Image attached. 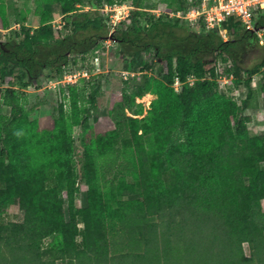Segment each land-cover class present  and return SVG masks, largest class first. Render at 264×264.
Here are the masks:
<instances>
[{
	"label": "rangeland",
	"instance_id": "obj_1",
	"mask_svg": "<svg viewBox=\"0 0 264 264\" xmlns=\"http://www.w3.org/2000/svg\"><path fill=\"white\" fill-rule=\"evenodd\" d=\"M121 1L136 9L143 26L154 10L165 13L168 4L179 2L140 0V7H134L132 0ZM104 5L96 9L89 0H0V39L15 30L30 31L31 42L43 24L53 27V35H43V40L58 35L98 39L89 53H71L76 69L91 72L74 85L73 97L61 83H51L48 77L56 70L50 65L35 78L20 67L9 77L13 100L25 115L15 126L9 155L0 156V229L23 224L25 233L8 230L10 244L2 246L1 262L23 264L18 246L24 243L43 259L26 264H155L160 248L174 258L178 238L199 226L207 238L220 241L223 230L227 236L238 233L248 256L252 245L247 239L255 238L264 262V81L255 75L249 95L244 70L260 59L262 49L247 54L243 67L233 69L234 79L224 86L218 79L229 72L232 60L218 57L214 74H209L218 84L207 88L196 81L186 115L174 83L163 76L160 59L144 51L127 57L103 30L75 31L74 20L86 17L103 16L109 31L130 24L126 18L113 26L101 9ZM221 28L225 38L233 34L234 25ZM124 70L136 75L126 79ZM23 79L32 84L24 87ZM98 82L101 91L94 108L89 96ZM138 86L148 91L136 96ZM7 88L0 86V134L12 115L5 101ZM111 146L119 151L99 153L101 169L96 172L93 150ZM170 198L180 210L196 212L189 216L191 225L181 221L165 227L171 241L165 246L156 241L164 225L158 231L153 227L155 214L169 206ZM124 215L138 221L136 231Z\"/></svg>",
	"mask_w": 264,
	"mask_h": 264
},
{
	"label": "trees",
	"instance_id": "obj_2",
	"mask_svg": "<svg viewBox=\"0 0 264 264\" xmlns=\"http://www.w3.org/2000/svg\"><path fill=\"white\" fill-rule=\"evenodd\" d=\"M116 0H89L91 8H98L107 2L113 3ZM121 1V0H120ZM134 7H140V0H132ZM203 0H179L176 6H167L165 13L157 14L152 12L147 26H143L137 18L136 9H132V13L128 17L127 22L130 24L126 28H116L112 32V38L117 41L120 48L125 51L126 56H135L136 54L144 51L152 53L157 59H160L163 64V76L168 83H174L176 76H179L183 81H186L188 76L195 74L198 79L196 81H202L203 85L207 88H213L218 84L217 79L212 78L209 74L215 71V63L218 57L225 55L232 60L230 71L235 70L236 67H243V58L256 48L262 49V56L258 61L248 67H244L247 78L245 83L248 86L250 92L253 88V77L260 75L264 81V47H262L258 41L256 33L245 27L242 20L237 17H231L224 25H234L233 34L229 38H225L222 33V28H207L203 22L192 25L179 17H171L169 12L177 11L180 9H186L189 4L200 5ZM174 19V20H173ZM254 20L259 27H264V9L255 10ZM107 22L103 16L86 17L85 19L74 20L75 31L85 30L93 27L97 30L106 31V35L110 33L107 26ZM41 29L40 34L33 37L30 42L27 37V32H20L15 30L11 32V36L8 39H0V86L10 85L7 88V96L5 101L12 106L11 117L4 122L2 127V133L0 134V156L7 157L9 155V148L12 145L15 137V126L20 123L22 116L25 115L23 108L19 107V104L15 103V88L11 87L9 77L15 73V68H23L29 77H37L39 70L43 66L50 65L52 70H56V74H51L48 78H58V75L62 76L67 68L73 67L71 62V53L78 51L80 53H89L96 49L98 42L97 38L86 37L85 39L74 40L68 35H58L53 41L43 40V35H53V27L48 24H43L39 27ZM108 28V30H106ZM184 29L181 33L178 29ZM226 28V27H224ZM100 37V34H99ZM109 37V36H106ZM145 68H149L150 64L145 63ZM144 68V69H145ZM130 71V70H128ZM132 73V71H130ZM234 72V71H233ZM55 75V77H54ZM129 75L128 78L134 77ZM86 79L87 77H83ZM82 78V79H83ZM196 83V82H195ZM21 84L24 87L30 86L32 82L30 80L23 79ZM74 84H71L68 88L69 95L73 97ZM189 83H185L181 91H177L180 94L183 103V111L187 115L191 111V95L192 87ZM174 88V86H173ZM65 88H62V90ZM66 90V89H65ZM64 90V92H65ZM70 91L72 93L70 94ZM101 91V82L95 84L90 92V101L95 108L98 105V94ZM148 90L142 86H138L135 95L143 96ZM74 107H77V103H73ZM62 116L65 114L63 106L60 109ZM243 123V120H240ZM121 124H119V129ZM264 147V143H263ZM112 150L119 151L118 148L111 146L106 150L100 151L94 149L92 152L91 163L95 166L96 172L100 168V160L97 158L99 153L110 152ZM264 151V150H263ZM264 157V152H263ZM116 159V158H115ZM116 163V162H115ZM4 170L0 163V172ZM98 177V174H96ZM6 191V190H4ZM6 194V193H5ZM188 193L185 192L184 196ZM168 207L162 209L160 207L155 214L157 217L154 220V229L159 230L163 227L164 230L156 233L160 239L156 241L165 246L171 244L167 234H165V227L170 226L172 223L176 225L182 224L181 221H185L188 225L193 223L190 221L189 216L196 212L191 208H185L176 206L177 203L168 200ZM187 218V219H186ZM123 220L128 219L131 231H136V225L138 221L130 215H124ZM144 223H149L148 217L142 218ZM12 226L1 227L0 229V254L3 252L4 247L10 244V234L8 230L12 229L14 232L24 234L23 224H13ZM217 227V226H216ZM153 229V232L155 230ZM190 234H182L174 247V258H169L166 248L159 249L156 254L155 264H264L261 257L260 245H256V239L249 237L251 255H247L242 246L241 239L238 233L227 236L225 230L222 231L221 240L213 239L209 234H203L200 226L196 228L191 227ZM56 229L52 228L51 233H54ZM164 233V234H163ZM200 234V236H199ZM213 239V240H212ZM2 246H4L2 248ZM263 246V245H261ZM20 249V258L23 260V264L31 261L33 263H42L43 259L39 252L34 249L30 253L28 247L23 243L18 246ZM12 250V249H11ZM30 253V254H29ZM143 257V256H142ZM0 258H3L0 256ZM31 259V260H30ZM259 260V261H257ZM2 260H0L1 262ZM47 262L44 261V264ZM0 264H7L1 262ZM55 264V262H53Z\"/></svg>",
	"mask_w": 264,
	"mask_h": 264
},
{
	"label": "built area",
	"instance_id": "obj_3",
	"mask_svg": "<svg viewBox=\"0 0 264 264\" xmlns=\"http://www.w3.org/2000/svg\"><path fill=\"white\" fill-rule=\"evenodd\" d=\"M101 9L109 18V23L111 21L114 23L112 24L113 26H117L121 21L130 16V9L132 8L127 5L126 1L116 0L113 3H105ZM257 9H264V0H203L200 5L189 4L186 9L171 11L169 15L171 17L182 18L192 25L203 22L207 28H221L231 17H237L242 20L247 29L256 33L260 45L264 47V27L257 26L254 20L255 10ZM158 10L160 9L154 10V12L161 14ZM113 30L110 31V34H112ZM225 30L227 31V29ZM123 73L125 78L135 74L128 70H124ZM90 74L91 72L87 67H83L82 69L70 67L65 70L61 78H52L50 81L56 84L61 83L63 87L67 88L66 91L68 93V88L71 84L77 83L83 77L89 78ZM220 77L218 80L224 86L234 79V72L230 71ZM197 79L198 77L195 74L189 75L186 81L176 76L173 86L177 91H181L186 82L194 85ZM62 86L60 87L61 90Z\"/></svg>",
	"mask_w": 264,
	"mask_h": 264
}]
</instances>
